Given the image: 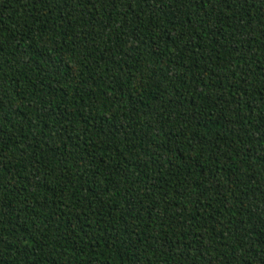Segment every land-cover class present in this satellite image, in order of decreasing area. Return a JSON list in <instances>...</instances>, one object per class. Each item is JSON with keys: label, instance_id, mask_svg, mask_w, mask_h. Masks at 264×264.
Returning a JSON list of instances; mask_svg holds the SVG:
<instances>
[{"label": "trees", "instance_id": "16d2710c", "mask_svg": "<svg viewBox=\"0 0 264 264\" xmlns=\"http://www.w3.org/2000/svg\"><path fill=\"white\" fill-rule=\"evenodd\" d=\"M0 264H264V0H0Z\"/></svg>", "mask_w": 264, "mask_h": 264}]
</instances>
